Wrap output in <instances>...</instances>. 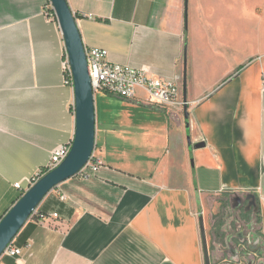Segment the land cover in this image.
I'll return each mask as SVG.
<instances>
[{
  "label": "crops",
  "instance_id": "obj_1",
  "mask_svg": "<svg viewBox=\"0 0 264 264\" xmlns=\"http://www.w3.org/2000/svg\"><path fill=\"white\" fill-rule=\"evenodd\" d=\"M67 1L85 47L174 83L188 104L149 105L144 89L133 100L96 95L101 168L56 188L39 208L59 217L30 220L17 239L23 253L0 264H207L201 216L210 264L222 250L224 264H247L236 252L264 264V0ZM48 2L0 0V220L21 197L14 184L75 137L65 41ZM246 197L256 205L245 214ZM222 198L240 206L243 226L257 217L251 244L229 233L213 248L207 217Z\"/></svg>",
  "mask_w": 264,
  "mask_h": 264
},
{
  "label": "water",
  "instance_id": "obj_2",
  "mask_svg": "<svg viewBox=\"0 0 264 264\" xmlns=\"http://www.w3.org/2000/svg\"><path fill=\"white\" fill-rule=\"evenodd\" d=\"M54 7L58 23L65 41L66 52L74 80V111L76 118L75 137L67 158L54 170L36 182L0 220V259L7 247L15 240L30 222L34 212L44 200L61 184L80 174L90 162L97 141L96 96L92 87L85 45L79 30L75 13L67 0H49ZM188 116V113H186ZM240 208V206H236ZM202 238L207 264H210L209 247L204 217L200 219ZM247 240L252 243V237ZM245 244V242L243 243ZM241 252L238 263H241Z\"/></svg>",
  "mask_w": 264,
  "mask_h": 264
},
{
  "label": "built area",
  "instance_id": "obj_3",
  "mask_svg": "<svg viewBox=\"0 0 264 264\" xmlns=\"http://www.w3.org/2000/svg\"><path fill=\"white\" fill-rule=\"evenodd\" d=\"M44 12L49 20L58 21L56 11L50 1L46 4ZM85 52L95 96L103 93L125 100H133L137 98L139 89H144L148 95L147 103L149 105L181 108L183 110L188 104L180 100L179 89L174 83L151 78L148 76V70L146 69L137 70L125 65L111 63L108 60L107 50L85 47ZM63 73L65 83L74 89L73 73L67 52L63 61ZM71 147L72 142L57 147L53 150L51 159L45 168L41 169L31 178H27L24 182L14 184V188L21 192V196L24 195L44 175L57 168L67 158ZM100 168L101 162L97 159L94 152L90 162L79 175L88 178L98 172ZM58 217V214H44L38 208L32 215L31 220L41 225H46L51 218L56 219ZM22 253L23 249L18 246L16 238L7 247L2 258L5 256L16 258Z\"/></svg>",
  "mask_w": 264,
  "mask_h": 264
},
{
  "label": "rangeland",
  "instance_id": "obj_4",
  "mask_svg": "<svg viewBox=\"0 0 264 264\" xmlns=\"http://www.w3.org/2000/svg\"><path fill=\"white\" fill-rule=\"evenodd\" d=\"M261 11V10H260ZM252 30V27H251ZM252 33H251V40H252ZM99 104L103 105L104 108L106 109H111L113 111H116L117 109H121L119 105L115 104V103H110V101H108L107 99H103V98H99ZM177 109L179 110L178 112H182L181 108H174V112L177 113ZM234 202L233 199H226V198H222V199H218L215 201V205L214 208L212 210H210L207 219L211 220L213 223V230L216 236V242L218 245L213 246L214 249H224L223 246H220V243H224L226 242V240L224 241L226 235H228L230 232H232L234 229H236L237 227H239L237 224H235L233 222L234 217L238 216L237 212H234ZM254 220V224L256 226V229L258 228L259 222L257 217H255V215L253 216V218L249 219V223H251V220ZM252 220V221H253ZM246 229H244L243 235L248 236L250 233V227H246ZM247 232L249 234H247ZM249 237V236H248ZM247 237V239H248ZM252 237V234H251ZM230 238V235L229 237ZM230 240L228 239V242ZM238 242V239L234 241V244ZM230 245V243H228V246ZM226 247V245H225ZM223 251V256L219 257V261L218 264H224L223 263V258H225V255H227L226 250H222ZM248 251V250H247ZM251 251V250H250ZM251 254V252H249ZM248 254V252H246V255ZM244 255L242 256L241 262L243 263H247L248 261L245 259L247 256ZM230 260V259H229ZM236 262V261H235ZM233 264V263H232Z\"/></svg>",
  "mask_w": 264,
  "mask_h": 264
},
{
  "label": "flooded vegetation",
  "instance_id": "obj_5",
  "mask_svg": "<svg viewBox=\"0 0 264 264\" xmlns=\"http://www.w3.org/2000/svg\"><path fill=\"white\" fill-rule=\"evenodd\" d=\"M252 205H253V206H252ZM255 205H256V201H255L254 198H252V199H248V197H246V203L243 204V206H242V207H244V208H243V212H244L245 214L248 213V212L250 211V209H251V206L254 207ZM234 207H236L235 204H234ZM233 222H234L235 224H237V225H240V226L237 227L236 229H234V230H233L232 232H230V234H229V235H230V238H228V239H229L230 242H232V243H234V241L237 240V239L239 240V238L243 236V232H242V231H244V229H246L245 226H243V225L241 224V222H243V221L241 220V217H240V216L234 217ZM246 223H249V222L246 221ZM249 226H250V224H249ZM250 228H251V227H250ZM245 243L249 244V242H248L247 240H245ZM235 245H236V243H235Z\"/></svg>",
  "mask_w": 264,
  "mask_h": 264
},
{
  "label": "trees",
  "instance_id": "obj_6",
  "mask_svg": "<svg viewBox=\"0 0 264 264\" xmlns=\"http://www.w3.org/2000/svg\"><path fill=\"white\" fill-rule=\"evenodd\" d=\"M20 235V234H19ZM19 237V236H18ZM18 237H17V239H18Z\"/></svg>",
  "mask_w": 264,
  "mask_h": 264
}]
</instances>
